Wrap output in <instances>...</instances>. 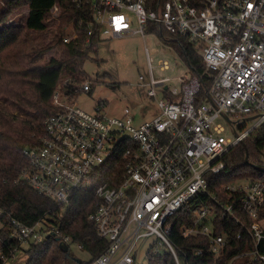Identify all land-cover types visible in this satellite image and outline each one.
I'll return each instance as SVG.
<instances>
[{"label":"built area","instance_id":"2783aa9c","mask_svg":"<svg viewBox=\"0 0 264 264\" xmlns=\"http://www.w3.org/2000/svg\"><path fill=\"white\" fill-rule=\"evenodd\" d=\"M72 1L91 8L102 39L166 33L192 45L211 77L206 85L184 58L189 71L175 79L156 78L147 49L149 74L140 76L141 86L160 113L143 121L130 107L122 117L111 116L102 102L87 112L58 86L53 99L58 111L44 119L35 144L25 148L28 163L19 180L62 211L76 193L95 190L89 220L108 246L88 262L79 258L80 264H136L142 242L149 239L147 254L168 250L175 264H191L169 237L180 211L192 219L182 235L201 236L208 245L193 250L205 259L197 264H264V179L223 184L224 197L208 191V176L226 168L224 154L264 124V0ZM161 68L169 64L164 61ZM79 89L91 91L92 82ZM219 119L230 126L232 138L224 135ZM121 159V183L100 182ZM50 218L34 225L11 219L8 239L18 247L9 246L6 254L0 236L3 264L53 233L70 249L71 237L60 235ZM239 247L243 250L235 253Z\"/></svg>","mask_w":264,"mask_h":264},{"label":"trees","instance_id":"16d2710c","mask_svg":"<svg viewBox=\"0 0 264 264\" xmlns=\"http://www.w3.org/2000/svg\"><path fill=\"white\" fill-rule=\"evenodd\" d=\"M23 6L28 10L25 21L6 24L13 12ZM55 7L58 8V23L53 21L51 14ZM68 29L76 33V37L65 42L64 38L71 35ZM163 38L169 39L168 34L164 33ZM102 41L93 11L88 6H77L72 0H0V221L5 223L1 234L6 254L10 252L9 246L18 247L16 240L8 239L11 219L34 225L47 215L52 217L60 235H68L73 242L81 244L91 259L101 255L108 246L89 220L97 202L94 189L76 193L62 211L58 203L19 180L28 163L25 148L35 144L34 133L44 119L58 111L53 105L55 91L62 85L64 95L71 101L82 92L79 87L90 80L85 70L86 61L97 54ZM172 42L193 71L203 75L204 83L209 85L211 77L195 47L184 41ZM54 48L56 55L45 59ZM246 153L251 163H261L264 124L224 154V171L208 176L211 194L224 197L221 186L238 179H264L263 172L245 163ZM123 167L122 159L110 165L100 182L108 181L112 186H118ZM191 222L190 215L180 211L169 237L178 251L186 252V263L197 264L205 259L195 256L193 250L208 245L201 236L187 238L182 235L183 228ZM241 250L239 247L235 253ZM26 253V264H80V259L70 249L64 250L54 237L31 244ZM148 262L175 264L168 250L157 254L150 250ZM0 264H3L2 260Z\"/></svg>","mask_w":264,"mask_h":264},{"label":"rangeland","instance_id":"374dc122","mask_svg":"<svg viewBox=\"0 0 264 264\" xmlns=\"http://www.w3.org/2000/svg\"><path fill=\"white\" fill-rule=\"evenodd\" d=\"M27 12L25 6L14 11L6 24L24 22ZM51 14L53 21L58 23L57 7L51 11ZM68 33L73 34L74 32L68 29ZM147 49L156 78L175 79L189 71L188 64L172 39H165L160 34H148L146 37L140 34L121 38L105 37L99 45L97 54H93L85 64V70L90 75L88 81L92 82V90L80 92L72 102L90 113L95 112L96 106L102 102L107 105L105 112L111 116L122 117L124 109L130 107L140 121L156 117L160 113L158 104L154 99L148 97L147 90L141 86L142 81L140 80V76L147 78L149 74ZM56 53L57 49L54 48L45 55V59L48 60ZM164 61L169 64V68L166 70L161 68ZM173 83L176 81H171L170 85L173 86ZM218 122H222L226 126L224 135L232 138L233 132L230 126L223 119H219ZM3 227L0 221L1 236ZM150 244V239L142 242L136 264H149L147 251ZM29 247L30 245L23 246L15 258L8 259L5 264H26L28 260L26 250ZM70 251L83 262H88L91 259L90 255L85 250L79 249L75 242L70 244Z\"/></svg>","mask_w":264,"mask_h":264},{"label":"water","instance_id":"95a60500","mask_svg":"<svg viewBox=\"0 0 264 264\" xmlns=\"http://www.w3.org/2000/svg\"><path fill=\"white\" fill-rule=\"evenodd\" d=\"M226 119H227V121H230L229 118L226 117ZM245 163L251 165V166L254 167L256 170H258V171L264 173V153L262 154L261 163H259V164L251 163L250 160H249V154L246 153V156H245ZM53 234H54V233H53ZM53 234H52V235H53ZM52 235H51V234L48 235L47 238H51ZM55 239H56L57 241H60L59 237H55ZM61 245H62V247H63L64 250H66V251L69 250V247H68L66 244H64V243L61 242ZM79 262H80V261H79Z\"/></svg>","mask_w":264,"mask_h":264}]
</instances>
